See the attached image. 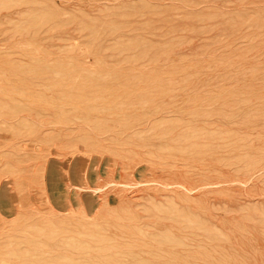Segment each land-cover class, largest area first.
I'll use <instances>...</instances> for the list:
<instances>
[{
    "label": "rangeland",
    "instance_id": "374dc122",
    "mask_svg": "<svg viewBox=\"0 0 264 264\" xmlns=\"http://www.w3.org/2000/svg\"><path fill=\"white\" fill-rule=\"evenodd\" d=\"M0 264H264V0H0Z\"/></svg>",
    "mask_w": 264,
    "mask_h": 264
}]
</instances>
